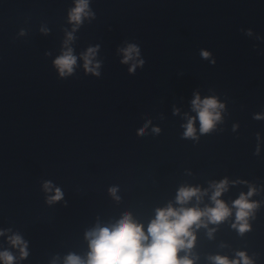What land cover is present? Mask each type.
<instances>
[{
	"label": "water",
	"instance_id": "obj_1",
	"mask_svg": "<svg viewBox=\"0 0 264 264\" xmlns=\"http://www.w3.org/2000/svg\"><path fill=\"white\" fill-rule=\"evenodd\" d=\"M88 3L78 25L69 19L77 0L36 5L0 124V252L14 264L86 260L96 227L131 214L147 233L157 209L215 207L212 186L227 180L220 199L230 208L256 190L251 231L232 227V208L222 223L194 226L195 246L179 256L213 264L246 252L264 264V0ZM134 44L141 54L125 62ZM69 48L77 63L62 77L54 61ZM89 49L99 76L85 69ZM197 95L224 105L206 134ZM194 117L196 138H186ZM57 188L63 199L49 203ZM181 188L207 194L180 205ZM12 235L27 243V259Z\"/></svg>",
	"mask_w": 264,
	"mask_h": 264
},
{
	"label": "clouds",
	"instance_id": "obj_2",
	"mask_svg": "<svg viewBox=\"0 0 264 264\" xmlns=\"http://www.w3.org/2000/svg\"><path fill=\"white\" fill-rule=\"evenodd\" d=\"M88 0H77L76 7L70 12V22L75 24L82 23V18L89 14ZM75 31V29H73ZM72 39L71 34L68 37ZM97 49H89L87 54L83 56L85 61V69L99 76L96 69L99 64L92 67L93 59ZM140 46L132 45L125 49V62L139 56ZM202 55L207 58L208 52H203ZM144 61H141L143 63ZM77 63V58L73 55L69 48L62 56L54 61V65L63 77L66 73L71 74L74 66ZM136 70V65H133L132 71ZM194 111L197 112V117L200 122V133L206 134L212 131L217 122L221 120L220 109L224 105L219 103L217 98L210 97L201 100L197 95L193 101ZM264 117H257L261 119ZM196 117L191 118L185 125V137L196 138L195 128ZM146 129H141L144 133ZM159 132V129H154ZM228 181L224 180L218 184H214L212 201L215 207L205 209L180 207L174 208L169 205L164 209H157L156 218L151 221L147 227V233L144 230V225L137 223L132 218L131 214H126L118 222L114 224H103L89 231L87 236L90 241L91 251L88 258L85 260L81 256L69 254L64 264H194V261L188 255L179 256V253L189 252L194 248L196 243V235L193 228L207 227L204 219L208 223L219 224L224 222L232 215V208L236 209V223L232 225L240 234L251 231L249 218L253 215L254 210L259 207L256 202H250V198L255 195L256 190L253 188L247 194H241L239 199L233 202L232 208L228 207L220 197L227 191ZM45 190L53 191V186L50 183L45 184ZM118 191V188L114 189ZM198 188H181L177 194V203L185 205L194 197L197 201L202 195ZM63 199V193L60 189H55V194L50 196L49 203L59 202ZM211 235V232L209 233ZM6 233L0 231V237ZM9 243L17 248L20 252V259H27L28 245L19 235L9 237ZM237 259L230 260L228 257L215 256L210 259L213 264H254L246 252L237 253ZM15 257L8 251L0 252V264H14Z\"/></svg>",
	"mask_w": 264,
	"mask_h": 264
}]
</instances>
